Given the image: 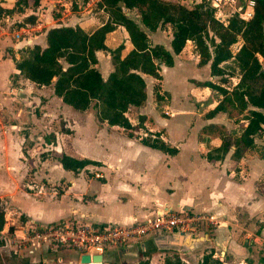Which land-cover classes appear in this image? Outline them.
Wrapping results in <instances>:
<instances>
[{
	"label": "crops",
	"instance_id": "1",
	"mask_svg": "<svg viewBox=\"0 0 264 264\" xmlns=\"http://www.w3.org/2000/svg\"><path fill=\"white\" fill-rule=\"evenodd\" d=\"M15 2L0 0V7L13 9ZM59 2L66 14L59 15L51 10ZM71 2L40 0L35 9L13 11L0 18V158L8 148L9 138L24 140L26 132L22 137L12 132V129L19 128L18 121L28 119L42 130L41 127L50 122L48 118L52 120V116L60 114L62 128L51 129L43 137L37 136L41 141L27 148V154L39 144L41 152L48 150L50 155L64 153L95 160L98 164H89L73 173L62 167L60 170L61 165L56 159L54 162L47 158L39 160L33 173L36 189L32 185L27 186L28 189L19 187L5 171L9 178L3 180L0 177V194L21 214L10 228L19 233L25 221L44 224L63 219L101 225L130 224L163 210L191 211L213 215L216 224H203L193 234L149 233L138 240L107 249L102 262L94 264H163L165 258L173 255L184 264H264V133L255 138L254 147L239 160H233L231 152L219 160L206 158V153L218 147L221 141L218 137L201 138L200 129L212 123L230 128L231 121L223 112L210 118L205 116L217 104L220 95L217 97L209 87L194 83L214 81L209 63L198 64L193 41L187 40L183 49L173 55L171 65L160 64V80L143 75L145 103L129 109L136 112L133 118L128 112L125 114L134 127L133 136L119 126L99 121L96 114L87 110H74L54 93L52 84L38 86L23 77H15L18 71L13 57L19 58L22 49L32 44L44 47L49 28L78 25L92 32L107 18L98 4L88 11L84 7L86 2L82 4L79 0L81 6L75 13ZM96 8L101 11V17L93 14ZM30 14L35 17V22L23 24V18ZM20 20V26L12 25ZM15 32L24 36L16 39ZM148 37L151 45H162L171 51L168 25L148 32ZM105 43L109 48L120 43H124L126 50L132 47L121 26L106 34ZM96 58V68L106 79L113 70L110 54L99 50ZM187 73L189 80L185 78ZM169 74H183L182 80L188 88L180 95L181 100L188 94L194 104L200 106L188 111L189 116L183 119L179 132H174L178 119L174 118L172 93L163 86ZM147 80L151 82L150 93ZM155 85L159 86V93L164 94V99L159 102L153 96ZM32 104L40 107L42 116L36 110L27 109ZM140 116L144 117L142 122ZM91 131L95 138L93 148L84 138ZM30 132L28 135L32 139L38 131L32 128ZM157 133L164 142L177 149L175 154L141 142L142 137H153ZM11 165L13 160L0 161V169L5 170ZM41 179L56 187H38L37 181ZM69 251L42 247L22 258H27L31 264H58V259L67 264H80L78 255L72 260Z\"/></svg>",
	"mask_w": 264,
	"mask_h": 264
},
{
	"label": "trees",
	"instance_id": "2",
	"mask_svg": "<svg viewBox=\"0 0 264 264\" xmlns=\"http://www.w3.org/2000/svg\"><path fill=\"white\" fill-rule=\"evenodd\" d=\"M80 1L82 4L86 2ZM39 3L40 0H16L13 9L0 7V18L13 11L35 9ZM71 3L73 9L81 6L79 0ZM98 6L107 18L92 32L78 25L55 26L46 31L44 47L32 44L23 48L19 58L13 57L18 71L15 77H23L38 86L52 84L54 93L74 110L83 112L93 106L99 121L119 126L133 136L134 127L125 114L130 108L145 103L143 75L160 80V64L171 65L173 55L183 49L187 40H191L198 54V64L209 63L212 77L225 82L226 68L223 64L227 63H231V69L237 75V81L231 87L215 81H194L196 85L209 87L220 95L217 104L205 116L210 118L223 112L238 127L231 130L220 123L203 126L199 131L201 138L218 137L221 141L218 147L206 153V158L219 160L231 152V158L239 160L254 147L255 138L264 133V0H256L247 19L237 12L229 14V8L224 9L223 13L228 14L226 24L215 17L216 9L211 0H200L189 7L175 0H101ZM34 22L35 17L31 14L23 18V24ZM167 25L171 32V51L162 45H151L148 37V32ZM116 26L127 32L130 49L126 50L124 43L113 48L106 45V34ZM239 39L241 44L233 52L231 47ZM99 50L108 52L111 57L113 70L106 79L96 68V52ZM153 96L157 102L164 99L158 85L153 87ZM143 120L144 117L140 116V122ZM141 142L168 154L177 152L158 133L153 137H142ZM53 158L63 169L73 173L89 164H98L95 160L64 153ZM4 223V213L0 210V230ZM2 259L0 253V264H6ZM19 264L31 263L27 258H21ZM163 264L184 263L173 255L165 258Z\"/></svg>",
	"mask_w": 264,
	"mask_h": 264
},
{
	"label": "built area",
	"instance_id": "3",
	"mask_svg": "<svg viewBox=\"0 0 264 264\" xmlns=\"http://www.w3.org/2000/svg\"><path fill=\"white\" fill-rule=\"evenodd\" d=\"M101 0H86L84 7L90 11ZM189 7L200 0H186ZM256 0H211L215 7V17L226 24V17L221 11L224 4H228L229 14L237 12L240 17L247 19L252 14ZM183 4V3H181ZM21 36L20 32H15L17 39ZM7 208L0 205V210L4 213ZM17 214L15 218H20L21 214L17 210L11 211ZM5 218V213H4ZM22 223V222H21ZM11 224V223H10ZM203 224H216L213 215L205 213H195L191 211L163 210L160 213L135 221L130 224H97L73 219H63L60 221L33 224L29 221L22 223L19 233H16L11 225L5 221L2 234V246H8L10 255L25 257L26 254L32 255L37 248H50L52 250H74L78 255L80 264L101 263L104 252L114 246L125 244L131 240H138L149 233H168V234H193ZM82 255H88L89 262H81ZM94 255L101 256V262L92 261ZM58 264H67L58 259Z\"/></svg>",
	"mask_w": 264,
	"mask_h": 264
},
{
	"label": "rangeland",
	"instance_id": "4",
	"mask_svg": "<svg viewBox=\"0 0 264 264\" xmlns=\"http://www.w3.org/2000/svg\"><path fill=\"white\" fill-rule=\"evenodd\" d=\"M175 1H179L180 3H183V5L186 6V2H185L186 0H175ZM95 7H97V5ZM227 8H229L228 4L227 5L224 4L221 7V11H224V9L227 10ZM55 9H57V12ZM51 10L54 11V13H58L59 15L62 12H63V14L64 13L66 14V12L63 11V7L60 5V2L56 3L55 8L51 7ZM74 10L76 13L77 12L76 10H78V8L75 7ZM93 14L96 15L97 17L102 16L101 15L102 13H101V11H99L98 8L93 10ZM20 23H21V20L19 22H14V23L12 22V25H20ZM23 36L24 35L22 34L21 38ZM240 44H241V40L239 39L234 45H232V47H231L232 51L233 52L236 51ZM223 66L226 68L225 69L226 75L224 76V77H226V81L220 82L219 81L220 78L216 77V76L213 77V81H215V83H217V84L223 83L221 85H224L226 87H231L233 84L236 83L237 75L234 74L235 71H233L231 69V63L223 64ZM227 67H230V68H227ZM231 74H233V75H231ZM182 76H183V74H182ZM182 76L181 75L172 76L171 74H169V75H166V79L163 81L164 88L168 89L172 93V105L174 106V109H175L174 110V114H175L174 118L178 119V123L174 127V132H179V129L182 125L183 119L186 120V118H188V116H189L188 111L191 112L192 110H195L196 108H200V106L198 104H194L192 98L188 94H186L185 97L183 96V100H181L180 95H182L188 88L185 85V83L183 82ZM185 78L187 80H189L188 73L185 74ZM147 83L149 85V93H150V85H151L150 80H147ZM213 95L219 97V93L216 90H213ZM27 109L31 112H33V110H36V112L39 113V116H42V113L40 112V107L35 106V104L27 106ZM43 111H45V110H43ZM87 112L91 113V114H95L96 109H95V107L92 106L87 110ZM150 113L152 115L154 114L153 111H150ZM10 115H11V113L9 114V116ZM128 116L130 118H133L134 116H136V112L134 110L128 111ZM52 117H53L52 120H50V118H48L49 120H47L50 122H47L44 127H41V129L43 130V133H42V130H40V128L36 127L34 122H31L28 119H26L24 121H18L17 122L19 128H17V129L14 128L15 131L12 129V132H17V133L21 134V137L23 136V134L25 132L26 133L23 136L24 140L22 138H18V137L14 138L12 140H10V138H9V140H8L9 143H7L8 148L6 149V152L5 151L3 152V156H1L0 161L3 162L6 160L7 161L13 160V165L8 166V168H5V170H4V168L0 169L1 179L8 180V178L11 175V178L13 177L16 180V184H18L19 187H24V189H28L27 186L31 187V185H32V187H33L35 184L33 182V178H34L33 173L35 172V170H37L35 165L37 163H39V160L43 161L45 158H47V159L51 160L52 162H54V160H55L53 158L54 155H50L48 150H44L41 152L39 144L37 146H35V148H33L32 152H30L29 154H27V152H26L27 148H29L31 146L33 147V144L41 141V138H38L37 136L40 135L43 137V135H47V131H50L51 129L59 130L60 128H62L63 120L60 119V114L58 115V117H56V114H55V116H52ZM32 128H34L38 132L34 133L32 136V139H31L28 134L31 133L30 131ZM237 128H238L237 125L231 121L229 129L233 130V129H237ZM141 131L142 130H140L139 132L142 133ZM84 138L88 143L91 144V148H93L92 143L94 142L95 138L93 139L92 131L90 133L86 134V136ZM20 139L22 140V142H20ZM38 146H39V148H38ZM42 153L44 154L43 157L41 156ZM21 162H23V164H25V165H23ZM59 169L62 170L61 166H59ZM5 171L8 172L7 174L9 175V177L7 176ZM20 179H22V180H20ZM26 182H28L30 184L26 185L25 184ZM37 185H38V187L43 185V187L47 188V189H51L53 187H56L55 184H49L44 179L38 180ZM36 188H37V186H34V189H36ZM0 205H2V207L5 206L7 208L4 211L5 221L8 225H11L10 223L14 222L15 217L17 216V214L15 215V214L11 213V211H13L15 208H12L9 205V202H7V200L3 194H0ZM2 237L3 236L0 232V240L2 239ZM0 253H1V256L3 258L2 260H4V262L6 264H19V262L22 258V257H19L17 255H10L8 246L4 248L2 246V244H0ZM69 256L72 260L77 259V253L74 250L69 251Z\"/></svg>",
	"mask_w": 264,
	"mask_h": 264
},
{
	"label": "water",
	"instance_id": "5",
	"mask_svg": "<svg viewBox=\"0 0 264 264\" xmlns=\"http://www.w3.org/2000/svg\"><path fill=\"white\" fill-rule=\"evenodd\" d=\"M81 262H89L90 258L88 255H82L80 258ZM92 261L94 262H101V256L100 255H94L92 257Z\"/></svg>",
	"mask_w": 264,
	"mask_h": 264
}]
</instances>
